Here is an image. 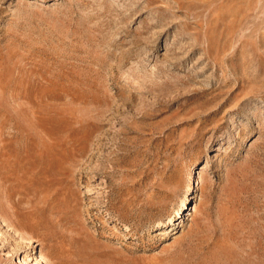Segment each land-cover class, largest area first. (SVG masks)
<instances>
[{
  "label": "rangeland",
  "instance_id": "1",
  "mask_svg": "<svg viewBox=\"0 0 264 264\" xmlns=\"http://www.w3.org/2000/svg\"><path fill=\"white\" fill-rule=\"evenodd\" d=\"M0 264H264V0H0Z\"/></svg>",
  "mask_w": 264,
  "mask_h": 264
}]
</instances>
